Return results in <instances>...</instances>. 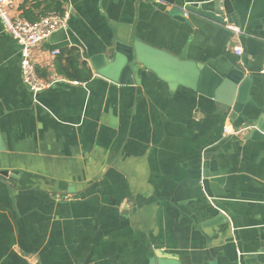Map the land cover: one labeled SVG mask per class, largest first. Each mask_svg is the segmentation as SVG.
<instances>
[{
    "label": "crops",
    "instance_id": "0c3cea01",
    "mask_svg": "<svg viewBox=\"0 0 264 264\" xmlns=\"http://www.w3.org/2000/svg\"><path fill=\"white\" fill-rule=\"evenodd\" d=\"M9 1L67 25L34 49L36 95L0 20V264H260L264 0ZM217 3L239 35L185 10ZM116 43L134 50L123 83L101 71ZM71 49L89 82L57 74ZM201 65L231 74L229 99Z\"/></svg>",
    "mask_w": 264,
    "mask_h": 264
},
{
    "label": "built area",
    "instance_id": "2783aa9c",
    "mask_svg": "<svg viewBox=\"0 0 264 264\" xmlns=\"http://www.w3.org/2000/svg\"><path fill=\"white\" fill-rule=\"evenodd\" d=\"M10 7L9 0H0V20L4 31L19 45L22 82L30 92L37 95L48 88L51 83L38 75L33 56L34 49L48 39L52 33L64 29L67 25V16L57 14L56 12H49L35 21H29L20 15H10ZM225 28L235 36L241 33L233 25L226 24ZM233 51L237 56H240L242 53L239 46L234 47ZM57 54L59 52L55 51L54 55ZM261 74L264 75V52ZM223 132L227 134L229 129L226 127Z\"/></svg>",
    "mask_w": 264,
    "mask_h": 264
},
{
    "label": "water",
    "instance_id": "95a60500",
    "mask_svg": "<svg viewBox=\"0 0 264 264\" xmlns=\"http://www.w3.org/2000/svg\"><path fill=\"white\" fill-rule=\"evenodd\" d=\"M161 1H168V0H161ZM219 7H220V4L217 3V7H215L213 11L203 10L199 6H186L185 10L188 12H192L194 14H197V15L201 16L202 18H205L206 20L213 21L215 23H218V24L224 26L226 24L224 22V14L220 10ZM223 8L227 12L226 4H224ZM115 52H116V55L113 57V59H111V60L105 59L104 60L105 64L101 68V71L103 73H105V75L111 77L112 79H116V76L120 72L119 83H123V79H124L125 75L130 70V64L134 60V50L131 46L116 43L115 44ZM124 62L126 63V65L123 68H121V66L123 65ZM92 68L95 71H98V68H96V66L94 65L93 62H92ZM198 69L200 71V80L202 82L203 81L205 82L207 75H211L215 79V82L212 86L213 90L215 92L217 91L218 93H221L222 95L224 94L225 96L228 97L226 99H229L231 93L229 95V91L226 88V85H227L226 82L230 81V80H234V79H232L230 73L226 74L225 76H221V75H218L217 73L213 72L212 69H210L208 66H203V65L198 66ZM241 89H243V86H241L240 91H241ZM244 104H245V100L241 97H238L237 101L232 105V111L235 114H238L241 111V109L243 108ZM261 120H264V109L261 110V115L257 116V118L254 122L253 128L249 131L250 134L257 133L258 131H263V128L261 126ZM197 169H199V167H197ZM11 173L16 174V172H11ZM8 177H9L8 171H0V180L4 181ZM204 179H206V176H204ZM211 182H214V180H211ZM212 217H217L219 219V221L222 220L223 222H225L224 216H222L216 210L213 211ZM224 251L227 253L226 249H224ZM256 258H258V257H256ZM258 262L260 264H264V255L262 257V261L258 260Z\"/></svg>",
    "mask_w": 264,
    "mask_h": 264
},
{
    "label": "trees",
    "instance_id": "16d2710c",
    "mask_svg": "<svg viewBox=\"0 0 264 264\" xmlns=\"http://www.w3.org/2000/svg\"><path fill=\"white\" fill-rule=\"evenodd\" d=\"M57 12L60 13V10ZM56 71L70 81L87 83L91 79V73L84 64L78 63L77 52L73 49L67 51V58L62 66L56 64Z\"/></svg>",
    "mask_w": 264,
    "mask_h": 264
}]
</instances>
